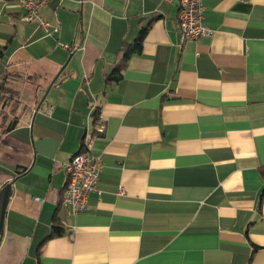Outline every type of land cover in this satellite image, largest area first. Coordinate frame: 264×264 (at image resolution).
Returning a JSON list of instances; mask_svg holds the SVG:
<instances>
[{"label":"crops","instance_id":"0c3cea01","mask_svg":"<svg viewBox=\"0 0 264 264\" xmlns=\"http://www.w3.org/2000/svg\"><path fill=\"white\" fill-rule=\"evenodd\" d=\"M178 3L52 0L47 35L0 0V264H264V0H203L212 34L183 43ZM86 131L100 194L72 216Z\"/></svg>","mask_w":264,"mask_h":264},{"label":"built area","instance_id":"2783aa9c","mask_svg":"<svg viewBox=\"0 0 264 264\" xmlns=\"http://www.w3.org/2000/svg\"><path fill=\"white\" fill-rule=\"evenodd\" d=\"M52 0H17L24 10L21 21L25 23L38 22L39 27L47 35L58 32L57 26H52L40 20L39 11ZM203 0H179L177 12V25L180 43L185 41H197L210 36L212 30L203 23ZM66 50H72L76 45L62 46ZM93 133H101V125L92 129ZM93 133L85 132L81 141L80 151L72 156L63 165L66 175L65 185L62 190L61 204L66 207L70 215L84 212L88 207V198L92 193H97L96 184L102 169L100 158L90 153ZM123 188L119 186L118 194H123ZM39 201L38 199H35Z\"/></svg>","mask_w":264,"mask_h":264},{"label":"trees","instance_id":"16d2710c","mask_svg":"<svg viewBox=\"0 0 264 264\" xmlns=\"http://www.w3.org/2000/svg\"><path fill=\"white\" fill-rule=\"evenodd\" d=\"M147 29H141L137 35V37L135 38V40L133 41V43L131 45H128L127 48H124V57L127 58L128 56H130L133 53H137L140 51L141 47H142V43H143V39L146 35ZM2 55L1 51H0V56ZM114 74H118L120 75V72L118 70V68L116 67L113 71V73L111 74L110 77H112ZM109 77V78H110ZM4 93V88L2 87V84L0 83V100L2 99ZM96 117V119H95ZM93 120L97 121L98 116H97V112L95 111L92 115ZM263 194H264V190H263ZM63 229L61 226L54 224L51 227L50 230V234L48 235L47 238H51V237H56V236H60L62 233Z\"/></svg>","mask_w":264,"mask_h":264},{"label":"water","instance_id":"95a60500","mask_svg":"<svg viewBox=\"0 0 264 264\" xmlns=\"http://www.w3.org/2000/svg\"><path fill=\"white\" fill-rule=\"evenodd\" d=\"M65 67V66H63ZM62 67V68H63ZM11 194V184H6L0 189V241L3 233V220L6 210V205Z\"/></svg>","mask_w":264,"mask_h":264},{"label":"rangeland","instance_id":"374dc122","mask_svg":"<svg viewBox=\"0 0 264 264\" xmlns=\"http://www.w3.org/2000/svg\"><path fill=\"white\" fill-rule=\"evenodd\" d=\"M3 101V98L0 100V102H2Z\"/></svg>","mask_w":264,"mask_h":264}]
</instances>
